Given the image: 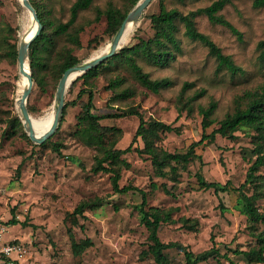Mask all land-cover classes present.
<instances>
[{"label": "rangeland", "instance_id": "rangeland-1", "mask_svg": "<svg viewBox=\"0 0 264 264\" xmlns=\"http://www.w3.org/2000/svg\"><path fill=\"white\" fill-rule=\"evenodd\" d=\"M35 1L43 6L45 16L53 25L68 21L75 2ZM215 1L218 0H165L164 5L167 10L175 9L187 15ZM128 3L129 0H95L87 10L78 13L69 29L68 34L76 40L67 36L54 39L44 59L46 68L38 74L43 86L32 85L26 102L30 118L50 120L59 67L65 57L75 56L81 63L102 53L109 44L112 37L104 32L105 17L100 15L96 21L98 11H104L108 5L125 9ZM158 11L159 0H152L138 22L124 34L117 51L151 39L154 31L148 17ZM217 15L226 25L200 14L194 18V26L222 55L232 60L239 68L236 74L232 75L225 67L218 68L208 47L187 38L184 24L175 21L179 51H175L173 61L165 67H156L142 57L137 58L143 72L152 80L167 79L168 88L153 94L142 87L124 65L112 62L88 83L78 81L75 87L70 89L69 86L64 108L76 100L80 90H91L95 114L115 116L133 108L146 123L160 122L178 130V133L158 132L156 146L170 154L184 155L193 143L199 142L202 134L207 136L217 129L227 114L244 108L250 97L264 92V65L258 58L257 48L258 42L264 40V8L253 7L252 0H231ZM29 25L30 16L18 0H0V223L5 227L2 241L15 240L21 245L20 264H155L146 254L148 233L136 209L141 195L137 191L115 193L110 174L92 172L98 153L75 133L79 106L67 105L58 129L44 146L32 143L23 125L21 129H11L13 118L21 122L16 105L21 76L17 52L16 60L12 59L6 55L9 48L4 44L16 43L18 48L20 37L22 39ZM96 44L101 47L92 52ZM116 78L121 85L108 89V82ZM81 100H87V95ZM211 106L212 124L203 130L201 110ZM100 123L117 130L106 146L124 150L132 144L138 118L127 115ZM34 134L39 136L42 130L34 129ZM233 136L202 141L194 147L200 162L192 161L185 169L171 162L162 168V176L158 175L150 157L139 153L144 148L140 139L133 142L130 152L120 157L126 165L117 162L110 166L120 173V188L133 186L141 190L147 207L170 215L172 223L163 224L159 229L162 243H179L193 254L212 247L219 250V257L199 264H256L231 252L258 247L257 235L263 230L260 224L250 227L235 208L236 190L244 184L251 160L255 158L254 132L241 128ZM54 145L60 155L53 151ZM198 171L206 182L229 183V191L215 194L213 190L201 189L196 177ZM256 175L264 176V168ZM254 191L253 185H247L243 192L250 196ZM96 200H100V205L85 210V219L77 217L75 222L66 218L79 203ZM255 206L264 213V195L256 200ZM12 218L18 224L9 225ZM184 224H194V229ZM68 229L76 243L90 242L78 255L72 251ZM164 253L172 264H185L183 255L176 250Z\"/></svg>", "mask_w": 264, "mask_h": 264}, {"label": "trees", "instance_id": "trees-1", "mask_svg": "<svg viewBox=\"0 0 264 264\" xmlns=\"http://www.w3.org/2000/svg\"><path fill=\"white\" fill-rule=\"evenodd\" d=\"M95 0H75L70 8V17L66 23H59L53 25L48 17L45 16V9L41 4L35 0H29L32 7L35 9L40 24L42 26L39 35L30 43L28 48V65L33 80V86L41 88L43 82L38 74L46 68L45 57L47 58L50 49L54 45V39L67 36L71 40L74 36H70L69 29L76 21L77 15L80 11L87 10ZM165 0H159V11L148 17L151 24V28L154 31V35L151 39L144 41L141 40L137 44H133L129 47L121 48L119 51L96 68H93L77 78L71 85L70 89L75 87V83L82 81L83 84L88 83L89 80L96 77L99 71L110 63L118 65H124L128 71L132 74L133 78L145 89L153 94H158L161 90L170 86V82L167 79L152 80L149 75L142 71L141 67L137 64V58L142 57L145 61L153 64L156 67H165L170 61L175 59V51H179V44L175 38L176 27L175 21H179L185 26V36L193 41H199L203 43L209 49V53L216 58L218 62V68L225 67L232 75L239 71V68L234 65L232 60L228 56H224L220 53L219 49L209 41V39L198 33L194 26V18L197 15L205 14L214 22L226 25V23L217 15V13L231 0H218L213 2L209 7L204 9H198L194 12H190L187 15H182L177 10H167L164 5ZM182 1V0H179ZM138 2V0H129L125 9H118L112 5H108L104 11H98L96 21L100 15L105 17L106 27L105 34L111 38L120 28L123 20L126 18L129 11ZM252 5L255 8H264V0H252ZM6 48H9L6 55L16 60L17 46L16 43L10 44L8 41L4 44ZM170 45L173 50H171ZM101 47L96 44V47L92 48V52ZM257 48L259 50V60L264 65V40L258 42ZM92 54V53H91ZM80 60L75 56L68 55L63 60L59 67V74L57 80L61 78L63 72L75 64H78ZM28 69V68H27ZM121 85V81L116 78L108 82V89H116ZM128 94L130 92H127ZM87 95V100H81L83 95ZM250 97L249 102L244 108H236L233 113L227 114L220 122L219 127L213 130L209 135L202 134L199 142H195L191 145L190 149L183 154H170L156 146L158 138V132H176L178 130L172 128L169 125L162 124L160 122L146 123L143 117L135 109L131 108L127 112H121L119 115H106L99 116L94 113L93 94L91 90H80L76 96V100L66 104L69 106H79L80 112L76 116V135L82 140V142L90 148L97 151L94 159V166L92 167L93 173L104 172L110 174L112 189L115 193H127L129 191H137L141 195V203L136 207L141 224L145 227L149 241L146 254L150 255L155 264H172L168 257L165 255L166 250H176L183 255L185 264H199L205 262L210 258L219 257L220 253L216 247H212L209 250L203 251L198 254H193L188 250L186 246L179 243H162L158 237L159 229L163 224L172 223L170 215L163 213L161 210L155 207H147L145 194L133 187L124 186L119 187L118 181L120 179V173L118 170L111 168L113 164L121 162L126 165L124 160L120 157L128 153L132 149L133 142L140 139L143 144V150L139 153L145 154L150 157L152 165L155 167L159 176H162V168L171 162L176 165H181L182 169H185L187 165L195 160L201 161L200 156L194 153V147L202 143L204 140L213 141L216 136L233 138L234 133L241 128H247L254 132L253 136V154L254 160H251L250 167L248 169L247 178L244 184L241 185L236 191L238 192L237 203L235 205L236 210L240 215L244 216L250 227L255 225H262L263 230L257 235L259 246L248 251L230 250L233 254L242 256L248 263L264 264V213L258 211L255 206L256 200L264 195V176L256 175L260 168H264V92L259 96ZM66 107L63 109L62 116L66 114ZM31 113V111H28ZM213 107H209L206 110H201L203 119L201 122L202 129H207L211 124V115ZM127 115L136 116L138 118V126L132 138V144L126 149L120 150L113 147H107L106 142L115 135L117 130L112 127L103 126L100 121L108 118H122ZM22 124L20 120L15 117L11 121V129H21ZM5 135V134H4ZM9 136V135H6ZM26 137V135L24 134ZM43 143L41 146H44ZM53 151L60 155V152L56 145L53 147ZM20 164L16 170V175H19L21 169ZM173 170V169H172ZM198 186L203 190H213L215 194L224 193L229 191V183L221 185L215 182H206L203 179L202 174L198 171L196 173ZM253 185L255 191L246 196L243 192L245 186ZM260 189V191H258ZM100 200L95 202H81L76 208L68 213L66 218H72L76 222L77 217L85 219L84 212L87 209L100 205ZM186 223V222H185ZM9 225H16L18 222L12 218ZM21 225H24L23 223ZM25 226V225H24ZM184 227L188 229H194V224H184ZM83 229V226H80ZM71 240V248L74 254L78 255L85 248L90 246L89 240H84L76 243L73 238L71 230L67 231ZM17 242V241H16ZM18 243V242H17Z\"/></svg>", "mask_w": 264, "mask_h": 264}, {"label": "water", "instance_id": "water-1", "mask_svg": "<svg viewBox=\"0 0 264 264\" xmlns=\"http://www.w3.org/2000/svg\"><path fill=\"white\" fill-rule=\"evenodd\" d=\"M21 6L32 16L34 22L36 23V29L34 34L27 40L24 41L20 37V41L17 48V64L19 75H24L27 78V87L23 91L18 102L16 101L18 113L23 125V128L27 134L29 140L36 144L41 145L46 140H48L59 127L60 120L62 118V113L64 109V97L66 90L69 86L80 76L88 72L89 70L96 68L98 65L111 58L116 51L119 49L120 40L124 34V31L128 24H136L141 17L145 8L150 4L152 0H138V2L133 6V8L129 11L126 18L123 20L120 28L114 34V36L109 41V48L106 52L100 54L99 56L85 60L81 63L75 64L72 67L65 70L58 81L55 95H54V103L52 109L54 110V118L51 127L42 135L36 136L32 129L30 123V115L28 113L26 102L28 96L30 94L33 80L31 77L29 65H28V48L30 43L39 35L41 31V24L38 19L37 13L35 9L30 4L29 0H18ZM25 65H27L28 70H25Z\"/></svg>", "mask_w": 264, "mask_h": 264}, {"label": "bare ground", "instance_id": "bare-ground-1", "mask_svg": "<svg viewBox=\"0 0 264 264\" xmlns=\"http://www.w3.org/2000/svg\"><path fill=\"white\" fill-rule=\"evenodd\" d=\"M29 16H30L31 25H29L30 27L27 29V31L24 33V35L22 37V39L24 41H27L34 34L35 29H36V23L34 22L32 16L30 14H29ZM133 25L134 24H128L126 29H125V31H124V34L129 32L133 28ZM124 34H123V36H124ZM123 36H122V38H123ZM122 38H121V40H122ZM121 40H120V43H121ZM108 48H109V44L107 45V47L105 48V50L102 53L106 52ZM119 48H120V44H119ZM102 53H100V54H102ZM99 55H97V56H99ZM97 56H95V57H97ZM95 57H93V58H95ZM90 59H92V58H90ZM24 68H25L26 71L28 70L27 69V65H25ZM20 76H21V79H20V96H19L18 100L20 99L23 91L27 87V78H26V76H24V75H20ZM18 100H17V102H18ZM53 118H54V110H52L51 118L48 121H37V120H34V119L30 118V123H31L33 131H34V129H41L42 130V134L45 133L51 127L52 122H53Z\"/></svg>", "mask_w": 264, "mask_h": 264}, {"label": "built area", "instance_id": "built-area-1", "mask_svg": "<svg viewBox=\"0 0 264 264\" xmlns=\"http://www.w3.org/2000/svg\"><path fill=\"white\" fill-rule=\"evenodd\" d=\"M5 227L0 223V264H20L21 245L15 240L3 242L2 234Z\"/></svg>", "mask_w": 264, "mask_h": 264}]
</instances>
